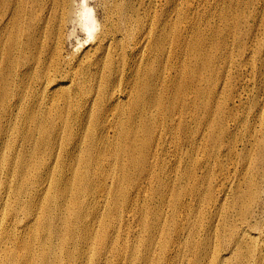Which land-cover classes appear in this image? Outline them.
Instances as JSON below:
<instances>
[{"label":"bare ground","instance_id":"obj_1","mask_svg":"<svg viewBox=\"0 0 264 264\" xmlns=\"http://www.w3.org/2000/svg\"><path fill=\"white\" fill-rule=\"evenodd\" d=\"M103 1L108 4L105 21L97 19L87 0H0V264H126V259L128 264H175L176 245L183 246L178 255L181 258L185 250H196L192 264H225L219 255H209L206 239L194 241L199 218L185 197L195 198L197 205L204 201V192L199 189L203 179H198L193 169L180 170L179 180L189 186L176 188L177 180L166 179L165 169L155 170L150 177L154 172L150 160L158 161L148 145L155 123L169 120L175 109L183 115L177 104L180 95L172 51L173 23L165 15L170 10L153 18L150 11L146 16L140 12L136 5L140 0ZM142 19L150 20L141 39L136 31ZM69 28V36L76 29L83 32L92 42L93 52L65 58L58 35ZM139 46L143 51H137ZM136 56H143L142 70L130 67ZM210 65L205 58L199 59L195 70L198 82H207ZM41 66L45 72L36 78L34 68ZM127 75L131 78L126 81ZM126 87L132 94L127 122ZM32 91L45 96L31 100L28 94ZM51 92L69 108L56 121L47 123V117L34 115L28 103L31 100V107H38ZM198 93L197 106L210 112L209 97L201 88ZM20 116L24 127L16 123ZM174 134L184 138L185 146L191 145L187 127L177 126ZM211 140L215 144L221 139L213 135ZM111 153L116 157L121 154L122 162L127 156L133 169L126 170V175H112L110 169L116 163L107 162ZM53 159L61 160V170L51 167ZM124 181L135 187L137 194L143 190L144 200L149 197L136 210L146 234L139 237L140 244L127 247L117 226L126 207L134 210V202L142 199L139 195L133 198L130 189L124 191ZM142 181L153 188L141 186ZM168 193L172 196L168 206L172 216L165 223L166 234L175 231L172 242L165 237V224L159 217ZM243 197L242 204L247 202L249 207L256 201L252 191ZM150 204L155 206L148 208ZM176 210H191L192 228L186 236L181 234L182 224L180 228L173 224ZM223 229L224 224L219 231L221 242L226 236ZM226 237L232 246L231 256L237 258L235 264H246L251 256L238 250L239 238L231 230Z\"/></svg>","mask_w":264,"mask_h":264},{"label":"rangeland","instance_id":"obj_2","mask_svg":"<svg viewBox=\"0 0 264 264\" xmlns=\"http://www.w3.org/2000/svg\"><path fill=\"white\" fill-rule=\"evenodd\" d=\"M86 3L93 8L98 20H106L108 4L103 0H87ZM128 5L127 1L126 7ZM136 5L140 7V12L144 16L150 11L153 18H158L159 14L170 10L168 11L170 13L165 15H167L166 20L173 23L174 48L172 51L175 57V62H173L177 67L176 73L178 74L176 91L180 95L178 99L180 103L177 104L180 106V113H183V115L178 114V110L175 109V113L169 120L155 123L154 135L149 137L148 145L152 156L154 155L153 158L155 157L154 159L158 161L150 160L153 163L151 169H154L150 177L153 178L155 170L165 169L166 179L177 180L176 188L188 187L186 182L179 180L182 178L180 170L193 169L198 179H203L199 183V189L204 192L205 196V200L199 202V205L194 204L195 198L185 197V201L191 204L190 208L195 210L199 218L200 227L194 241L200 242L201 239H206L209 255H219L226 260L225 264H235L237 258L231 256L232 246L227 244L228 237H226L231 230L234 236L239 238L238 250L242 251L244 255L251 256L246 264H264V0H140V4L136 3ZM224 17L225 20H223ZM202 19L203 22H201ZM113 20L116 18L114 17ZM149 20L142 19V26L137 29L138 32L136 31L138 35H141V39L146 35L145 32L148 28L146 22ZM168 21L167 23H169ZM71 29L69 28L58 35V38L63 42L62 46H59V50L63 52L65 58L75 59L82 56L87 50L93 52L92 42L87 40L86 35L76 29L73 35L69 36ZM182 32L184 33L182 34ZM56 40L57 37L53 39L54 44H56ZM192 46H195V50H192ZM139 50L141 52L143 48L139 46L137 51ZM193 54L196 59H193ZM200 58L211 62L210 71L205 75L209 78L207 82L205 80L198 82L195 78L198 76L195 70ZM141 60H143V56L141 58L136 56L130 67L133 66L134 69L140 67L142 70L144 60L142 62ZM34 71L36 78L45 72L42 66L34 68ZM126 72L129 74V68ZM128 76H126V81L131 78V75ZM199 88L203 89L207 98L209 97L210 112H205L197 106L200 99ZM44 94V92L32 91L28 96L31 100L39 101L42 97L44 98ZM53 94L56 93H49V98L38 107L32 108L29 104L31 100L28 103V109H32L34 115H45L47 123L53 119L56 121L57 116L66 113L69 108L57 95ZM126 94L127 122L130 115V95H132L128 87H126ZM95 112V109L92 110L93 118ZM22 120L23 118L20 116L16 123L24 127ZM177 126L179 128L187 127L191 145L185 146L184 144L188 145V143L184 138H177V135L174 134ZM128 130L126 124V133ZM110 135H112V130H110ZM213 135L220 137L219 143L212 142ZM15 136L18 140L17 144L21 145L18 133H15ZM84 150L85 148H83ZM122 159L121 154L116 157L111 153L107 157L109 164L116 163L115 167L110 169L112 175L118 176L123 173L126 175V170L133 169L128 164L127 156L126 162L125 160L122 162ZM122 164H125V167ZM61 166V160L58 162L55 159L51 160V167L56 171L61 170ZM130 185L124 181L121 186H124V191L130 189L129 192L134 196L133 198L139 195L142 200L134 202V205L136 204L134 210L133 207L131 211L126 207V212H122L123 220L117 226V232L126 242V247L140 244L139 237L146 234L141 227L139 214L136 213V210L144 201L149 200V197L148 200H144L143 190L137 194L135 187H130ZM141 186H146V189L153 188L152 184L143 181ZM250 191L256 194V201L251 207H249V203L242 204L241 202L244 200L243 195ZM171 198V194L168 193L165 197L166 205L159 217L163 225L165 224V237L172 242L176 239L175 231L173 229L169 233L167 231L166 234L165 223L172 216V210H169L168 207ZM134 205L131 204V206ZM147 206L150 208L155 205ZM190 212L191 210H176L174 212L176 219L173 224L176 228H180L182 224L180 231L185 236L192 228L191 219L193 216L190 215ZM223 224V235L226 236L221 242L220 238L223 236H220L219 231ZM163 238L164 236L161 237V239ZM185 239L186 237L182 238V242ZM180 247L181 249L176 245L173 251L174 256H177L174 259L175 264H192L196 250H185V257L181 258L179 256L183 246L180 245ZM170 252L172 253L171 250ZM126 264H128L127 259Z\"/></svg>","mask_w":264,"mask_h":264}]
</instances>
